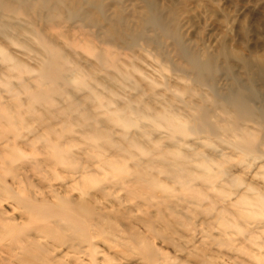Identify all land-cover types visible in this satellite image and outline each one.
<instances>
[{
    "label": "rangeland",
    "instance_id": "rangeland-1",
    "mask_svg": "<svg viewBox=\"0 0 264 264\" xmlns=\"http://www.w3.org/2000/svg\"><path fill=\"white\" fill-rule=\"evenodd\" d=\"M173 1L103 0L102 7H89L87 12L94 16L101 7L116 33L109 39L102 34L101 22L94 26L66 20L45 28V21L34 16L32 27L43 30L59 52L80 63L84 78L90 74L91 58L83 45L105 43L115 51L127 65L125 71L139 82V92L116 86L124 103L111 106V111L127 113L146 106L152 115L188 111L170 97L186 99L187 92H200L201 87L190 80L175 83L173 77L191 76L187 56L203 60L202 55L215 56L221 48L228 54L216 60L222 82L210 76L208 81L218 88L250 82L254 90L249 98L264 104V78L254 60L264 56V0H194L188 14L181 16L175 9L180 16L172 25ZM17 40L36 45L34 39ZM0 46L22 62L33 63L32 53L7 39L0 38ZM244 61L250 65L243 66ZM1 64L0 60V264H264V215L241 212L236 203L248 186L253 187L250 196L264 197L262 149L245 156L221 135L198 140L199 135L171 134L148 120L151 128L143 120L147 126L140 130L132 123L115 124L97 112L86 92L70 87L77 107L57 103L51 107L56 113L49 116L42 103L28 100L24 91L11 96L16 74ZM133 67L147 79L141 80ZM5 81L14 88L5 90ZM154 92L163 97H152ZM77 108L89 111L99 121L96 129L121 142L123 149L104 145L101 156L98 149L86 148L80 125L74 123ZM174 138L181 143L175 144ZM130 139L140 148L128 146ZM49 145L77 164L83 177L55 162ZM175 152L186 155L183 166L197 176L192 184L200 195L183 194L172 179L168 168L178 159ZM104 160L117 169L102 164ZM205 160L209 165L202 174ZM213 174H218L213 184H207Z\"/></svg>",
    "mask_w": 264,
    "mask_h": 264
},
{
    "label": "bare ground",
    "instance_id": "bare-ground-1",
    "mask_svg": "<svg viewBox=\"0 0 264 264\" xmlns=\"http://www.w3.org/2000/svg\"><path fill=\"white\" fill-rule=\"evenodd\" d=\"M102 1L0 0V38L7 39L10 43L32 53L31 61L33 63L29 65L14 57L12 53L5 52L4 48L0 46L1 65L4 66L3 64H5L6 68L15 73L17 78L16 91L11 96L24 91L28 100H37V103H42L47 114L51 116L56 113V110L51 109V107L57 103H67L70 108L78 105L79 102H75L76 99L68 91V87H70L75 91L86 92V99L96 108L97 112L104 114L106 120L109 122L115 124L118 122L121 125L122 123H129V125L132 123V126L136 124L135 127L140 130L147 126L146 123L150 125L149 122L145 121L148 120L157 127L163 126L171 134L188 132L196 136L199 135V137H195L198 140L200 138H207L208 136L217 138L221 135L224 137L223 139H228L230 147L242 151L245 153V156L254 155L258 150L261 152V149L264 153V104H255L249 98V94L254 90L251 87L252 85H249L250 82H245L244 84L241 81H234L231 88H218L216 84L208 81L209 76L212 77L211 80H215L219 76L216 75L218 73L216 60L228 57L223 48L215 56L202 55L204 57L203 60L196 55L187 56L186 62L191 76L189 78L182 75H175L173 77L175 83L176 81L185 83V81L190 80L194 85L201 87L200 92L192 89L187 92L186 99H181V96L176 97L175 95L170 97V101L171 98H177L180 104H184L182 108H187L188 111L184 109L183 111L181 110L182 113H179V109L165 110L163 113L152 115L146 106V108L131 109L126 113L119 109L116 111L110 110L111 106L124 100L120 90L119 92L116 91L115 87L122 86L125 89L135 90L138 88L139 82L136 81V78H133L129 69L128 72L125 71L127 65L121 61V58L115 57V51L106 47L105 43H102L103 46L100 43L93 44L92 42L85 44L86 46L83 45L84 52L91 58V62L88 63L90 74L84 78L85 72L81 68L80 63L68 58L66 53L59 52L58 48L47 40L48 38L45 36L43 30L40 31L32 27L34 16L38 21H45V28L58 26L66 20L81 23L88 21L94 26H97L101 22L100 24H102V28L104 29L102 33L104 38L115 37L116 33L112 30L108 20L104 18V13L101 12ZM195 5L196 1L194 0H174L173 6H170L172 12L169 22L172 25L177 24L178 16L188 14ZM94 6H101L99 8L100 14H96L95 16L87 12L89 7L91 9ZM175 9H179L180 15L174 14ZM63 10H66V14ZM79 35L84 37L86 34L79 32ZM18 37H22V39H34L36 45H29L28 40L19 42L17 40ZM92 38L97 39V35L95 33L92 34ZM70 45V48L73 49L75 42H71ZM254 60L264 78V56H256ZM249 65L250 61L243 62V66L247 67ZM132 70L139 74L141 80L147 79L144 72L135 67ZM217 81H219V85L222 82L219 78H217ZM1 84L7 91L12 90V87L14 88V85L10 86L6 81ZM148 85L152 87L153 82L148 81ZM61 86H64V88L60 89ZM184 90L186 89L183 88L182 91ZM51 94H57L58 96L54 98ZM158 96L160 98L163 97L161 93L157 94L154 92L152 94V97ZM76 111L74 123L80 125L79 131L83 133L81 135L86 142V148H96L100 151V155L105 148L104 145L123 149L121 142H114L108 138L109 136L105 132L100 133L96 129V123L99 121L89 111L83 112L81 109ZM42 119L43 117L38 118V120ZM149 128H151V125ZM174 139L175 144L181 143L180 138ZM226 139L224 140L225 142ZM100 140L103 142H100ZM187 142H185V145H189ZM127 144L130 147L136 146L140 148L134 139H130ZM49 147L51 149L50 156L55 162L57 161L58 164L67 166L70 171L79 172L80 176H82L84 172L79 169L80 167L77 164L68 160L65 153H61V150H58L57 146L49 145ZM173 155L177 156L178 159L171 162L173 164L168 168L172 179L179 185L183 194L186 192L188 195H195V193L196 195H200L198 190L194 189V184H192L197 176L193 173L192 169H187L183 166L187 161L186 155L179 152H175ZM251 157H253L252 159L259 158V156ZM104 161H102V164L112 166L114 171L117 169L113 166L112 162ZM205 161L201 164V166L203 165L201 170L204 171L202 174L207 171L209 165ZM217 175H211L207 179V184H213L212 179ZM140 177L142 176H139L138 179ZM252 188L248 186V192L241 194L236 203L240 204L238 207L241 212L246 211L253 212L255 215H264V197L261 195L257 197L250 196L249 193L252 192ZM218 195H222V193L218 191ZM35 211L34 209L33 212Z\"/></svg>",
    "mask_w": 264,
    "mask_h": 264
}]
</instances>
